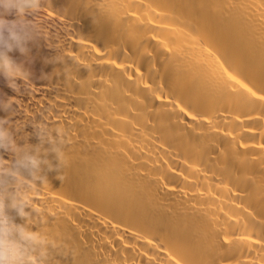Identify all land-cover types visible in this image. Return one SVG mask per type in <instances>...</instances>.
I'll return each instance as SVG.
<instances>
[{"label":"bare ground","instance_id":"6f19581e","mask_svg":"<svg viewBox=\"0 0 264 264\" xmlns=\"http://www.w3.org/2000/svg\"><path fill=\"white\" fill-rule=\"evenodd\" d=\"M24 19L0 131L41 158L35 125L63 134L60 174L26 196L54 264H264V0H47Z\"/></svg>","mask_w":264,"mask_h":264},{"label":"clouds","instance_id":"9594fccd","mask_svg":"<svg viewBox=\"0 0 264 264\" xmlns=\"http://www.w3.org/2000/svg\"><path fill=\"white\" fill-rule=\"evenodd\" d=\"M46 2L47 0H9L8 7L15 8L19 18L11 22L0 19V29L6 27L9 33L5 38L0 32V44L4 46L0 50V74L8 79L9 86L15 90L19 89L15 80H24L26 72L8 53L16 48L22 53L27 51L21 41L31 39L37 26L25 20V14L40 12ZM9 100L0 102V108L9 109L12 105ZM6 122L0 119V126ZM35 127L39 129L41 142L51 145L43 150V158L39 151L32 154L33 149L18 146L10 133L0 131V149L10 151L15 156L14 162L7 163L0 157V264H54V254H62L47 233L32 230L31 225L35 223H29L33 217L31 212L26 211L31 208L36 213L26 196L32 191V185H36V181H40L41 185L48 181L43 174L45 168L56 171L58 176L63 163V134L59 130L49 129L44 123H38ZM49 153L54 154L55 164L47 158ZM9 209L25 218L26 223H15L14 218L9 215Z\"/></svg>","mask_w":264,"mask_h":264}]
</instances>
